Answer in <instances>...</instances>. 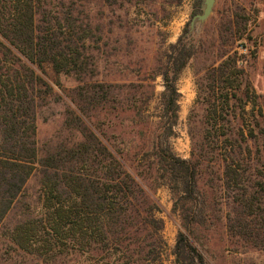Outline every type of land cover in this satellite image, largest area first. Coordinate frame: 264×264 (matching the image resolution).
Wrapping results in <instances>:
<instances>
[{"label": "rangeland", "instance_id": "1", "mask_svg": "<svg viewBox=\"0 0 264 264\" xmlns=\"http://www.w3.org/2000/svg\"><path fill=\"white\" fill-rule=\"evenodd\" d=\"M63 1L65 8L57 9L60 14L54 3L49 7L52 12L46 22L37 11V18H42L36 22L37 33H50L53 42L71 38L62 47L68 54L74 49L80 51L77 65H72L69 72L58 73L50 60L26 61L27 66L4 64L10 74L14 68L24 77L21 84H25V96L35 102L38 159L47 162L54 154L64 152L68 166L79 165L70 162L78 157L87 158L91 165L96 158L85 152L78 156L77 151L79 146H93L91 136L95 134L156 202V217L163 220L157 255L165 264H176L181 232L197 248L195 253L184 254L195 257L196 263L202 255L204 264H264V253L250 245L246 250H233L224 222L183 225L178 198L165 171L167 151L181 159L191 158L190 130L200 134L207 127L209 102L216 103L225 95V91L210 90L209 83L213 67L228 56L237 59L235 67L241 72L232 79L242 84V90L230 98V129H239L240 118L246 114L243 102H248L246 111L254 109L259 114L264 110V0H216L210 16L198 21L193 29L192 19L203 13L205 0ZM69 22L70 37H60L59 23ZM237 26L241 27L238 33ZM186 27L191 31L187 39L192 41L195 54L178 81L181 96L175 119L163 106V78L153 75ZM245 116L246 123L253 125ZM258 119L264 127V117ZM222 125L225 131L229 128L226 122ZM99 159L107 163L103 157ZM209 167L204 164L207 172L200 181L205 210L226 214L231 209V193L223 190L222 202L215 201L219 194L209 186H216L217 181ZM214 167L218 170L219 164ZM43 171L37 165L0 224V264H92L90 255L80 252L73 241L56 248L53 254H37L12 240V230L25 221H34L43 230ZM200 205L198 202L192 207L198 210Z\"/></svg>", "mask_w": 264, "mask_h": 264}, {"label": "trees", "instance_id": "2", "mask_svg": "<svg viewBox=\"0 0 264 264\" xmlns=\"http://www.w3.org/2000/svg\"><path fill=\"white\" fill-rule=\"evenodd\" d=\"M52 4L57 7L55 10L65 8L63 0H0V224L39 165L46 175L42 205L46 223L42 232L34 221L16 225L11 238L20 248L30 253L53 254L56 248L66 247L73 241L80 252L90 255L92 264H165L157 255L163 220L156 217L159 210L156 202L98 136L92 134L93 146L90 143L79 146L77 151L78 156L85 152L95 157L91 165L87 158L78 157L70 162L77 161L79 165L68 166L64 152L54 154L47 162L38 159L35 102L25 96V84H21L24 77L14 68L10 74L4 70V64L27 66L26 61L50 60L58 73L69 72L72 65H77L80 51L74 49L68 54L62 47L71 38L53 42L50 33H37L36 22L42 19L37 18V11L46 22ZM57 12L60 14V10ZM59 27L60 37H70V22L59 23ZM240 28L237 26L236 33ZM190 33L186 27L178 41L170 45L153 75L154 78L162 76L163 106L175 119L181 96L178 81L195 54L192 41L187 39ZM236 62L237 59L228 56L213 67L209 88L225 91V95L216 103L209 102L207 127L200 134L190 130L191 158L181 159L167 151L165 171L170 188L178 198L176 204L183 225L224 222L234 251L246 250L250 245L264 253V127L258 119L264 117V110L259 114L254 109L246 111L248 102H243V111L253 125L246 123L244 114L238 131L230 129V98L242 90V84L232 79L241 72L235 67ZM224 122L229 125L226 131ZM205 163L215 172L213 178L217 185L209 186L219 194L214 197L215 201L222 202L223 190L231 193L228 196L231 209L226 214L217 215L214 211L210 214L205 210V193L200 186L202 175L207 172ZM214 164H219L218 170ZM198 202L200 208L193 209V204ZM144 232L146 235L142 236ZM196 250L181 232L175 263L204 264L202 255L198 256L197 263L195 257L184 255L186 251L195 253Z\"/></svg>", "mask_w": 264, "mask_h": 264}, {"label": "water", "instance_id": "3", "mask_svg": "<svg viewBox=\"0 0 264 264\" xmlns=\"http://www.w3.org/2000/svg\"><path fill=\"white\" fill-rule=\"evenodd\" d=\"M216 0H205V9L203 13L197 14L193 17L191 22L192 29L198 21L206 20L213 11Z\"/></svg>", "mask_w": 264, "mask_h": 264}]
</instances>
